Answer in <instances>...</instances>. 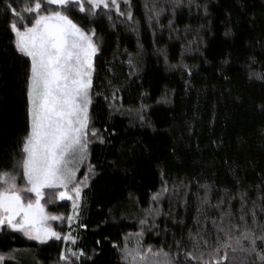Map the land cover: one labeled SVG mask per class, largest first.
I'll return each instance as SVG.
<instances>
[{
	"label": "trees",
	"instance_id": "obj_1",
	"mask_svg": "<svg viewBox=\"0 0 264 264\" xmlns=\"http://www.w3.org/2000/svg\"><path fill=\"white\" fill-rule=\"evenodd\" d=\"M176 2L119 0L132 20L115 9L97 10L95 16L70 13L96 32L100 51L94 57L90 114L104 142L93 139L76 173L82 180L94 166L79 220L50 221L57 231L76 236L75 246L63 239L40 243L5 229L2 264H58L59 253L71 247L92 257L86 264H125L120 248L128 234L141 230L142 218L148 220L145 247L175 254L174 240L187 237L193 225L201 185L210 187L212 204L220 190L235 191L237 180L256 198L264 176V79L250 73H264V0H195L199 9L182 0L173 9ZM145 5L165 10L149 20ZM7 35L0 17V171H14L22 188V170L12 164L26 131L30 61L17 58ZM164 182L168 192L153 202ZM57 197L55 189H46L42 203L48 213L66 218L72 201ZM233 204L239 208L238 201Z\"/></svg>",
	"mask_w": 264,
	"mask_h": 264
},
{
	"label": "snow or ice",
	"instance_id": "obj_2",
	"mask_svg": "<svg viewBox=\"0 0 264 264\" xmlns=\"http://www.w3.org/2000/svg\"><path fill=\"white\" fill-rule=\"evenodd\" d=\"M181 3L177 0L173 9ZM194 3L195 0H188L189 8ZM195 6L201 7L199 3ZM145 7L149 20H158L165 10L157 5ZM105 9H115L120 16L133 19L131 11L120 10L119 0H20L18 4L16 0H0V17L9 44L17 58L30 61L25 74L26 131L18 141L19 159L12 164L13 170H22L25 185H17L14 171H0V231L9 229L40 243L63 239L76 244V236L57 231L50 221L67 219L71 225L79 220L82 192L94 166L89 165L90 171L82 180L77 179L76 173L87 159L93 139L104 141L99 130L91 126L90 114L94 57L100 51L94 39L96 32L94 28L86 30L70 13L76 10L95 16L97 10ZM204 10L207 11L206 5ZM169 24L172 25L171 20ZM225 35H230V29H226ZM250 75L264 79V73L253 71ZM261 110L264 111V105ZM261 182L264 185V176ZM180 185L185 186L184 181ZM262 185H256L257 195L252 199L237 180L235 191L220 190L216 204L211 203L210 187L201 185L204 195L192 217L193 225L187 237L174 240L175 254L164 248L145 247L143 226L148 220L142 218L141 230L128 234L120 248L121 259L125 264H264ZM46 189H55L60 200H71L72 214L65 218L48 213L42 203ZM166 192L164 182L152 201L158 202ZM233 201H238L239 208ZM144 211L146 215L152 214V209ZM179 223L188 227L183 220ZM78 226L86 227L82 223ZM4 259L0 254V264ZM91 259L83 249L71 247L59 253L58 264H86Z\"/></svg>",
	"mask_w": 264,
	"mask_h": 264
},
{
	"label": "rangeland",
	"instance_id": "obj_3",
	"mask_svg": "<svg viewBox=\"0 0 264 264\" xmlns=\"http://www.w3.org/2000/svg\"><path fill=\"white\" fill-rule=\"evenodd\" d=\"M71 201V200H70Z\"/></svg>",
	"mask_w": 264,
	"mask_h": 264
}]
</instances>
